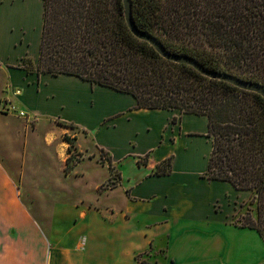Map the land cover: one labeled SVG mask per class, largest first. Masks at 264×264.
Segmentation results:
<instances>
[{
	"label": "crops",
	"instance_id": "0c3cea01",
	"mask_svg": "<svg viewBox=\"0 0 264 264\" xmlns=\"http://www.w3.org/2000/svg\"><path fill=\"white\" fill-rule=\"evenodd\" d=\"M41 27V0H0L1 99L46 128L47 145L77 130L59 157L87 155L63 174L70 189L35 212L0 147V264H264V239L242 224L249 191L207 178V118L38 71Z\"/></svg>",
	"mask_w": 264,
	"mask_h": 264
},
{
	"label": "trees",
	"instance_id": "16d2710c",
	"mask_svg": "<svg viewBox=\"0 0 264 264\" xmlns=\"http://www.w3.org/2000/svg\"><path fill=\"white\" fill-rule=\"evenodd\" d=\"M41 2L38 71L75 76L129 94L139 109L205 116L212 140L207 178L229 182L236 190L255 191L258 209L262 208V96L163 59L130 32L122 0ZM131 4L137 29L155 37L166 51L264 86V0H131ZM169 161L164 162L167 167Z\"/></svg>",
	"mask_w": 264,
	"mask_h": 264
},
{
	"label": "rangeland",
	"instance_id": "374dc122",
	"mask_svg": "<svg viewBox=\"0 0 264 264\" xmlns=\"http://www.w3.org/2000/svg\"><path fill=\"white\" fill-rule=\"evenodd\" d=\"M25 64L30 67L32 62L27 59ZM3 79L2 76L0 78L1 84L5 80ZM2 89L4 90V88ZM1 97L0 147L4 149L1 150L2 156L7 167L14 174L19 171V178L22 177L21 190L25 202L35 212L38 209L43 211L45 206L50 205L51 202L59 198V195H62V193L58 194L59 190L70 189V186L67 185L68 181H61L63 174L68 173L75 163L87 154L85 152H71L68 158L65 155L59 157V149L56 150L58 144L63 148L67 147L69 152L74 150L73 137L77 130L71 128L57 138L56 145L55 143L47 145L44 140V137H47L49 141V135H45L47 129L37 130L35 123L27 118L16 116L14 112L11 113L8 110L6 100H2ZM100 157H103V154ZM69 199L70 197L67 195V200ZM261 202L262 208L258 209L259 202L256 192L249 191V199L245 206L248 212L253 207L256 218L252 221L247 212L242 224L254 225L264 239V200Z\"/></svg>",
	"mask_w": 264,
	"mask_h": 264
},
{
	"label": "water",
	"instance_id": "95a60500",
	"mask_svg": "<svg viewBox=\"0 0 264 264\" xmlns=\"http://www.w3.org/2000/svg\"><path fill=\"white\" fill-rule=\"evenodd\" d=\"M122 3L124 6L125 22L130 32L139 40L148 42L151 46H153L154 49L163 59L177 64L189 65L209 79L224 81L243 91L253 92L259 94L264 98V86L259 83L245 81L234 75H230L226 73H218L208 70L203 66H201L196 60H194L191 57L185 55L173 54L166 51L164 47L161 45V43L155 37H153L149 33L142 32L137 29L132 18L131 0H122Z\"/></svg>",
	"mask_w": 264,
	"mask_h": 264
},
{
	"label": "built area",
	"instance_id": "2783aa9c",
	"mask_svg": "<svg viewBox=\"0 0 264 264\" xmlns=\"http://www.w3.org/2000/svg\"><path fill=\"white\" fill-rule=\"evenodd\" d=\"M8 110L11 112V111H14V109H13V107H8ZM17 115L19 116V117H21V118H27L28 119V117L26 116V114L25 113H23V112H17ZM26 116V117H25ZM29 120V119H28Z\"/></svg>",
	"mask_w": 264,
	"mask_h": 264
}]
</instances>
